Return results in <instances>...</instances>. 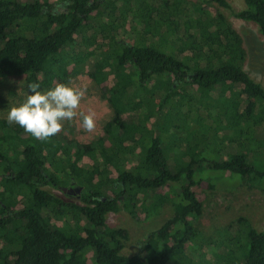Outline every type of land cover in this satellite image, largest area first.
<instances>
[{
    "label": "trees",
    "instance_id": "1",
    "mask_svg": "<svg viewBox=\"0 0 264 264\" xmlns=\"http://www.w3.org/2000/svg\"><path fill=\"white\" fill-rule=\"evenodd\" d=\"M121 1L0 0V80L66 84L74 58L84 55L79 45L88 44L81 32L96 20L90 45L107 39L115 55L102 65L107 55L99 53L87 73L97 85L114 78L103 94L112 114L101 137L36 139L0 118V264H87L88 254L90 264H264V225L257 230L238 216L214 240L196 225L202 204L192 189L225 177L264 186V87L244 69L242 38L223 13L200 4L137 0L129 30L137 23L138 38L118 39L101 26ZM200 1L252 24L264 40V0H242L241 10L226 0ZM227 107L236 117L227 118ZM161 115L169 125L149 123ZM83 157L92 164L79 167ZM72 185L84 203L67 198L62 188ZM166 188L160 199L170 203V216L123 255L128 232L107 226L106 216L151 217Z\"/></svg>",
    "mask_w": 264,
    "mask_h": 264
},
{
    "label": "rangeland",
    "instance_id": "2",
    "mask_svg": "<svg viewBox=\"0 0 264 264\" xmlns=\"http://www.w3.org/2000/svg\"><path fill=\"white\" fill-rule=\"evenodd\" d=\"M55 1V0H50ZM188 4L197 3L205 8L206 11L214 14L216 12L223 13L227 17L228 22L237 31L243 40L244 47L247 51V60L244 65V69L248 72L249 76L256 82L260 83L264 87V40L259 36L257 29L250 23L235 19L230 17L228 13L222 8L218 7L214 3L203 4L200 0H186ZM230 6L235 10H241L244 8L242 0H226ZM139 1L137 0H125L118 4H115L112 11V18H108L106 22L102 23L101 28L106 30V28L111 27L117 32L118 39H123L125 41L132 42L138 38L139 25L133 23L135 29L130 31V18L133 16L134 11H136ZM111 3H108L106 9H110ZM119 8H122L123 12L120 13ZM119 10V11H118ZM137 14V13H135ZM94 25H98L99 21H94ZM95 29H89L81 32L82 41L88 44H81V50L77 49L78 54H84L81 56L80 62H76L74 58V65L78 67L72 70L71 67L68 68L71 77L67 80L66 85L77 90H82L84 95L81 98L80 105L76 109L79 114L83 112L84 114H92L94 119V128L91 131H86L81 124L79 115H77L71 122L64 121L63 127L60 132L63 136L70 139H75L80 143H89L98 137L102 136V126L111 117L112 111L109 107L107 101L103 98V94L113 86L114 78L109 75L107 79L100 85L95 84L87 75L91 70L93 62L97 59L102 58L99 53H106V57L102 58V65H104L110 58L114 57V51L108 50L109 44L107 39H103L104 43L100 46L101 41L98 38V43L90 45L95 39L94 31ZM120 26H123L122 28ZM100 27H98L99 29ZM159 29V27H156ZM126 31H130L127 34ZM159 30L156 31V34ZM159 36V35H158ZM156 36V37H158ZM78 39V37H77ZM137 40V39H136ZM113 50V49H112ZM106 51V52H103ZM110 54V55H109ZM96 58V60H95ZM80 63V64H79ZM107 70V69H106ZM41 91H46L48 89L40 88ZM131 90V93H133ZM28 87L23 84V79H2L0 80V118L7 117V112L10 108L14 106H19L25 99ZM206 98H209V91H204L202 93ZM256 111L254 110V113ZM258 117V113H255ZM236 117L232 109L227 107V118L232 119ZM152 119V120H151ZM150 122H159V125L164 121L169 125L170 118L168 116L161 115L160 117L151 118ZM220 121L219 118L214 119V124ZM150 126V124H148ZM171 144V141L168 142ZM212 147H217V144H212ZM77 163V161H76ZM79 167L90 166L91 161L83 157L78 161ZM115 175V173H113ZM227 178L220 179L218 182H213V186L210 187L208 180H202V182L195 187H192L196 197L202 204V213L198 218L196 225L200 230L214 240L217 238V232L224 229L230 221L236 219L238 216L245 217L249 220L251 225L257 230H262L264 225V186H255L247 182H238L236 180H226ZM79 188L76 185L64 187L68 189ZM45 190L57 195L62 196L63 194L58 189H53L51 187H44ZM63 189V188H62ZM168 188L162 190L161 196L155 200V204L159 206V212L153 214L151 217L145 218L144 213H139L136 218H131L125 211L119 210L117 212H110L106 216V224L111 228H123L128 232V241L122 250L123 255H132L137 250V244L142 240L145 235L158 227V223L170 216L171 206L168 201L162 200L161 197L168 192ZM66 193V191H64ZM69 195V196H68ZM68 199L76 202L77 204L84 203L80 199L79 194L71 193L68 194ZM165 201V202H164ZM78 211H74V220L79 221ZM87 264L91 262V255L87 256Z\"/></svg>",
    "mask_w": 264,
    "mask_h": 264
},
{
    "label": "clouds",
    "instance_id": "3",
    "mask_svg": "<svg viewBox=\"0 0 264 264\" xmlns=\"http://www.w3.org/2000/svg\"><path fill=\"white\" fill-rule=\"evenodd\" d=\"M84 92L57 83L41 91L39 84L29 86L24 101L7 112V122L14 123L36 139H47L61 131L64 121L71 122L79 115L86 131L94 128L92 114L76 112Z\"/></svg>",
    "mask_w": 264,
    "mask_h": 264
},
{
    "label": "flooded vegetation",
    "instance_id": "4",
    "mask_svg": "<svg viewBox=\"0 0 264 264\" xmlns=\"http://www.w3.org/2000/svg\"><path fill=\"white\" fill-rule=\"evenodd\" d=\"M75 188H72V187H69L68 189H67V193H75Z\"/></svg>",
    "mask_w": 264,
    "mask_h": 264
},
{
    "label": "water",
    "instance_id": "5",
    "mask_svg": "<svg viewBox=\"0 0 264 264\" xmlns=\"http://www.w3.org/2000/svg\"><path fill=\"white\" fill-rule=\"evenodd\" d=\"M62 190H63V191H67V189H65V188H63ZM79 191H80L79 188H77V189L75 190L76 193H79Z\"/></svg>",
    "mask_w": 264,
    "mask_h": 264
}]
</instances>
